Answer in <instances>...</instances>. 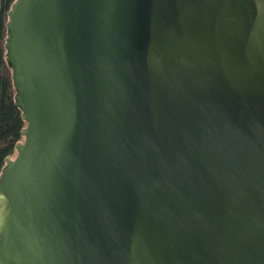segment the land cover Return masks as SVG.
Returning a JSON list of instances; mask_svg holds the SVG:
<instances>
[{"label": "water", "instance_id": "1", "mask_svg": "<svg viewBox=\"0 0 264 264\" xmlns=\"http://www.w3.org/2000/svg\"><path fill=\"white\" fill-rule=\"evenodd\" d=\"M6 27L0 264H264V0H15Z\"/></svg>", "mask_w": 264, "mask_h": 264}, {"label": "trees", "instance_id": "2", "mask_svg": "<svg viewBox=\"0 0 264 264\" xmlns=\"http://www.w3.org/2000/svg\"><path fill=\"white\" fill-rule=\"evenodd\" d=\"M14 1L0 0V173L6 157H16L15 143L23 140L21 129L26 124L21 118V109L14 104L16 88L13 85L11 66L5 58L6 23Z\"/></svg>", "mask_w": 264, "mask_h": 264}]
</instances>
